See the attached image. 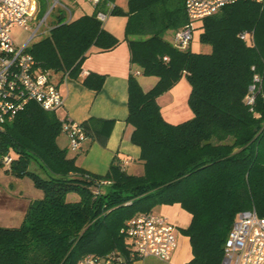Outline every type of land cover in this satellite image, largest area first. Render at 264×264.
Returning a JSON list of instances; mask_svg holds the SVG:
<instances>
[{"label": "trees", "instance_id": "1", "mask_svg": "<svg viewBox=\"0 0 264 264\" xmlns=\"http://www.w3.org/2000/svg\"><path fill=\"white\" fill-rule=\"evenodd\" d=\"M108 1L68 22L57 15L29 46L38 67L59 80L77 77L91 49L117 47L120 40L97 18ZM183 7L184 0H128L123 10L130 63L157 77L148 90L128 79L126 122L143 174L128 173L118 160L104 175L87 172L57 145L56 111L35 102L0 132V155L15 152L7 170L43 192L19 226L0 225V264H78L111 251L128 257L127 220L176 203L191 214L181 229L193 255L187 264H220L237 213L254 208L264 217V2L238 0L201 19L199 40L211 46L208 53L180 50L165 38L187 24ZM118 12L115 6L109 14ZM182 76L193 116L170 123L157 98ZM104 78L90 72L83 84L98 91ZM110 123L91 117L79 125L86 139L105 145ZM71 193L78 199L68 200Z\"/></svg>", "mask_w": 264, "mask_h": 264}, {"label": "built area", "instance_id": "2", "mask_svg": "<svg viewBox=\"0 0 264 264\" xmlns=\"http://www.w3.org/2000/svg\"><path fill=\"white\" fill-rule=\"evenodd\" d=\"M52 1V7L49 8V0H46L44 6L40 8L36 0H0V132L4 131L6 124L13 121L30 102L37 103L46 111H56L64 104V98L54 81V76L48 70L38 67L34 56L29 52L31 40L37 30L47 21V17L54 11L56 5L61 4V0ZM236 1L238 0H184L183 8L188 22L172 34V44L175 48L186 50L193 39L197 20ZM252 1L259 4L264 2V0ZM89 2L95 8L101 0H89ZM62 6L67 11L63 12L65 21L72 20L74 12L64 4ZM106 6L110 12L116 5L108 1ZM36 18L41 19L32 35L22 45H16L11 36V29L16 26L27 29L29 23ZM97 18L103 22L106 20V14L100 10ZM245 37V33L241 35L242 39ZM140 73V70L133 71L134 76ZM252 89L253 87L251 92ZM253 99L251 95L247 98V102L251 103ZM61 121L62 131L68 137L69 148L78 150L86 139L84 129L79 123ZM13 159L10 153L0 155L1 164L7 168H10ZM126 164L127 161L120 163L121 167ZM93 192L97 194L99 190L95 189ZM125 231L129 239V253L138 259L155 257L169 260L177 247L175 225L165 215L153 210L139 213L127 220ZM121 259L120 253L111 251L105 256L87 254L77 263L120 264ZM220 264H264V217L259 216L254 208L237 213L225 240Z\"/></svg>", "mask_w": 264, "mask_h": 264}, {"label": "crops", "instance_id": "3", "mask_svg": "<svg viewBox=\"0 0 264 264\" xmlns=\"http://www.w3.org/2000/svg\"><path fill=\"white\" fill-rule=\"evenodd\" d=\"M76 16L74 15V17ZM81 65L82 69L77 77L54 79L64 98V104L56 110V113L60 120H69L75 123H83L91 117L110 120L111 123L107 127L108 138L106 144L101 145L98 141L88 137L81 143L78 150H72L68 146L69 141L66 133L62 131L64 135L57 137V145L66 150L68 158H74L76 164L89 173L104 175L114 160H118L120 163L127 161L124 166L127 171L132 162L140 163L137 162L140 161V147L131 142L130 137L133 127L126 122L128 115V79L129 76H134L133 71L135 69L134 64L130 63L129 46L126 41L120 40L117 47L111 50L99 52L93 48ZM90 72L102 74L105 77L104 83L98 91H94L83 84V79ZM139 75H135L137 80ZM156 81L147 84L152 87ZM138 82L140 83L139 80ZM140 85L143 88V83ZM167 92L164 94H167ZM164 94L157 98V102L160 105L163 117L168 122L180 123L193 116L188 100L187 102L184 100L174 111L169 110L164 115L163 106L158 101L163 98ZM16 200L12 207L19 208L18 212L22 215L20 221H23L30 201L23 206ZM179 205L178 203L163 204V206L159 205V210L154 208L153 211L165 215L170 222L183 229L189 225L191 214ZM0 225L5 226V224ZM120 254L122 258L120 264H187L193 257L189 238L185 235H181L177 239V247L169 260H161L155 257L138 259L131 256L129 252L128 257L123 253ZM97 264L104 263L99 262Z\"/></svg>", "mask_w": 264, "mask_h": 264}, {"label": "rangeland", "instance_id": "4", "mask_svg": "<svg viewBox=\"0 0 264 264\" xmlns=\"http://www.w3.org/2000/svg\"><path fill=\"white\" fill-rule=\"evenodd\" d=\"M38 1L40 8L41 6H44L46 0H36ZM114 4L118 7V13L109 14V9L105 5L102 9V12L106 14V20H104L102 23L104 26L109 29L113 34L119 39L124 40V32H125V24L126 23V17L123 14V10H126L127 8V1L128 0H113ZM61 4L66 5L76 16L78 14L87 13L90 14L95 9L94 5L89 2V0H61ZM61 4H57L54 11L49 14L47 17V21L42 24V26L37 30V33L31 40L37 41L38 39L44 37L49 32V27L52 26L55 23L56 16L59 13H66L67 11L63 9V6ZM53 1L49 0V8L52 7ZM47 9L43 13V15L46 13ZM43 10L41 11V13ZM43 17V16H42ZM41 17V18H42ZM37 19L29 23V27L27 29H24L22 27H13L11 29V36L13 37L16 45H22L26 40L29 39V37L32 35L33 31L37 28V24L40 22V19ZM201 24V20H197L196 22V29L193 32V39L190 42L189 48L192 51L195 52H202V53H208L211 51V46H208V44H205L199 40L200 36V28L198 26ZM173 33L171 31L167 32L165 34V38L170 40L172 39ZM135 70H141L137 65H134ZM54 79H57L56 75H54ZM157 77L152 75H144L140 74L138 80L140 81V84L143 83V89L147 90L151 87V85H148L147 83L155 82ZM153 86V85H152ZM189 83L185 76H182L178 82L172 87L171 90L167 92V94H164L163 98H160L158 100L163 108V114L165 115L167 111H174L175 108L180 106L184 100L187 102V99L189 98L190 93V87ZM60 135H64L63 132H61ZM10 154L14 157L15 152L11 151ZM1 161V160H0ZM140 163H134L132 162L130 167L127 168V172L134 175H141L144 173V165L141 161H137ZM7 167L1 164L0 162V224L5 226H19L22 221H20V215L19 214V208L12 207L14 201L21 203L23 206L28 201H33L39 198L43 197L42 190L36 188L32 182V180L25 176V177H17L13 174H11L10 171H8ZM137 170V171H136ZM137 172V173H136ZM136 173V174H135ZM68 200H77L78 195L75 193L68 194L67 196ZM16 208V209H14ZM155 210H159V205L154 206ZM23 218V217H21ZM23 220V219H22ZM175 234L176 239H178L181 235H184L181 232V229L179 226L175 225ZM186 236V235H185Z\"/></svg>", "mask_w": 264, "mask_h": 264}]
</instances>
